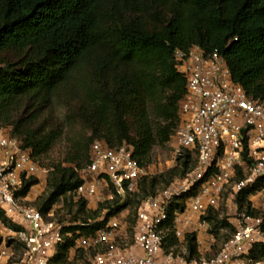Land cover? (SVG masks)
<instances>
[{"label":"trees","instance_id":"obj_1","mask_svg":"<svg viewBox=\"0 0 264 264\" xmlns=\"http://www.w3.org/2000/svg\"><path fill=\"white\" fill-rule=\"evenodd\" d=\"M194 47L222 55L234 82L252 100L264 101V0H0V129L11 128L39 160L62 136L61 127L42 121L41 111L57 99L76 110L92 135L74 146L69 167L53 168L51 194L36 206L45 218L61 199L74 202L70 194L83 183L80 172L95 142L112 149L128 145L142 167L152 164L154 148L168 145L181 121L187 82L175 53ZM192 155L166 175L145 179L139 194L155 196L161 181L171 185L181 167L186 176ZM39 183L33 178L19 196L28 197ZM262 188L264 180L240 197V211L258 215L249 196ZM116 198L98 212L76 203L74 226L65 230L73 237L64 238L51 264H70L69 253L82 235H95L128 208L129 200L121 205ZM107 209L105 222L98 223ZM219 216L212 212L207 220ZM0 219L19 231L2 211ZM168 244L177 245L172 228ZM187 246L190 257H197L194 236ZM252 259L264 262V246L256 247Z\"/></svg>","mask_w":264,"mask_h":264},{"label":"built area","instance_id":"obj_2","mask_svg":"<svg viewBox=\"0 0 264 264\" xmlns=\"http://www.w3.org/2000/svg\"><path fill=\"white\" fill-rule=\"evenodd\" d=\"M175 62L187 86L180 125L168 144L169 169L177 168L187 153L197 156V166L185 180L141 202L133 244L127 243L122 219L82 237L94 251L89 264H255L253 251L264 246V188L249 196L250 208L258 215L239 207L240 197L264 180V101L249 98L218 52L179 50ZM11 134V128L0 129V210L19 231L8 228L9 236L0 234V264H51L64 240V227L46 219L36 206L24 204L28 197L19 196L26 183L45 170ZM133 152L128 145L112 149L95 142L90 163L80 172L83 183L70 194L74 202L84 201L95 210L116 196L139 194L141 183L157 174L151 165L142 167ZM186 197L179 209L176 203ZM224 208L235 232L213 253L216 241L207 218ZM0 226H5L1 219ZM170 228L177 245L167 251ZM190 236L196 239L195 258L187 247ZM15 243L23 249L17 250Z\"/></svg>","mask_w":264,"mask_h":264},{"label":"rangeland","instance_id":"obj_3","mask_svg":"<svg viewBox=\"0 0 264 264\" xmlns=\"http://www.w3.org/2000/svg\"><path fill=\"white\" fill-rule=\"evenodd\" d=\"M74 107L75 106L73 105V108ZM71 108L72 107L69 106L67 103L61 102L56 99L51 106H49L44 111H41L42 121L49 122L51 124L61 127L62 136L55 145V147L50 151V153L38 160L40 162L42 170H45V172L41 171L40 174L38 175L40 183L29 194L28 201L24 203L26 205L36 204L34 206L38 207L39 199L46 198L51 194V191H49V182L52 178L51 172L53 171V168L55 166H60V165L65 168L69 167L67 160L71 157L74 151V146H76L78 143L86 144L89 138L92 136L89 130H87L86 126L78 119L77 114L76 113L74 114V111L76 110ZM191 160L192 161L190 164V170L187 171V175L181 176L184 172V168L181 167L180 176L175 178L172 184L177 183L178 181L185 180L188 174H190L196 168L197 156L193 154ZM171 165H172V152L169 145L156 146L153 151L151 167L157 175L153 177H149L148 180L151 181L154 178H159V176L166 175L168 172L173 170V169H169V166ZM171 185H168L166 182L161 181V183L156 187L154 194L157 195L165 191ZM136 195H140V198H135V195H133L134 197H127L125 199H121V205L126 203L128 200L130 201L128 208L125 211L116 214L111 219H109L105 227L102 228L105 229L108 223L110 222V220L112 219H122L123 222L127 224L126 237L128 244H133L134 242V227L137 221V213H138L139 205L143 200L149 198V196L146 197L142 193ZM152 196L153 194L150 195V197ZM116 200L117 198L114 197L113 200L111 201H105L98 207H95L96 208L95 210L93 209L94 206L91 207L92 209L87 207V212H98L100 211L101 206L105 204H107L108 206L110 205L113 206L115 205L114 202ZM184 203H185L184 200H179L176 203V205L179 209H181ZM77 212H78V207L75 202H73L71 199L70 200L61 199L60 203H58L55 206L54 210L52 211L51 217L48 216L46 219L64 227V232H63L64 238L66 237L72 238L73 237L72 234H66L65 230L74 226V222H75L74 220L76 218ZM108 214H110L109 209L102 211L97 222L98 223L105 222ZM237 217L238 216H235V218ZM230 219H232V217L230 218L228 216V212L225 209L223 211H220V216L218 217V220L213 219L211 221H208L210 224L209 234L212 235L216 241L212 251L213 253H217L221 249L222 245L234 234V232H232L233 230L230 227L233 226L229 221ZM2 223L5 225L3 220ZM95 223L96 222L94 221L89 222L91 226H93ZM5 227L7 226L5 225ZM82 237H90V236L82 235ZM82 237H80L76 241L75 248L71 250V252L69 253L70 264H89L90 260L94 256V251L86 247L82 243L81 241ZM14 245L15 248H17V250L21 251L23 249V246L21 244L15 243ZM167 246H168L167 251L175 247V246H169V244ZM83 247H86V249H84ZM178 252L182 253L181 249L178 250ZM213 253H211L210 256L213 255ZM254 262L255 264H264V262L258 263L256 260H254Z\"/></svg>","mask_w":264,"mask_h":264},{"label":"crops","instance_id":"obj_4","mask_svg":"<svg viewBox=\"0 0 264 264\" xmlns=\"http://www.w3.org/2000/svg\"><path fill=\"white\" fill-rule=\"evenodd\" d=\"M0 234L4 236H9L8 227L6 228L5 226H0Z\"/></svg>","mask_w":264,"mask_h":264}]
</instances>
